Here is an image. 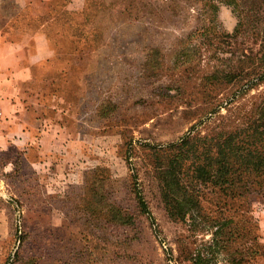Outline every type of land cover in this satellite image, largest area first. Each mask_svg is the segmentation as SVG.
Returning <instances> with one entry per match:
<instances>
[{
	"label": "rangeland",
	"instance_id": "obj_1",
	"mask_svg": "<svg viewBox=\"0 0 264 264\" xmlns=\"http://www.w3.org/2000/svg\"><path fill=\"white\" fill-rule=\"evenodd\" d=\"M57 1L15 21L39 28L33 88L59 98L45 123L60 128L39 133L34 171L0 160V264H244L246 217L249 264H264V187L230 199L195 174L223 138L264 129V0ZM177 155L174 216L162 184Z\"/></svg>",
	"mask_w": 264,
	"mask_h": 264
},
{
	"label": "crops",
	"instance_id": "obj_2",
	"mask_svg": "<svg viewBox=\"0 0 264 264\" xmlns=\"http://www.w3.org/2000/svg\"><path fill=\"white\" fill-rule=\"evenodd\" d=\"M57 0H0V160L10 165L9 159H3L13 153L19 157V170L23 165L34 171L43 163L39 154H44L46 142L39 133L51 128H60L55 124H46L49 118L58 115L57 96L44 97L33 88L41 83L34 69L45 64L44 56L35 44L27 49L29 40L39 36V28L34 32L24 27L32 21L36 24L49 19V7ZM15 21H24L20 26ZM19 36L14 42L9 36ZM40 96V97H38ZM49 128V129H48ZM48 144V143H47ZM34 151L37 158L30 155Z\"/></svg>",
	"mask_w": 264,
	"mask_h": 264
},
{
	"label": "trees",
	"instance_id": "obj_3",
	"mask_svg": "<svg viewBox=\"0 0 264 264\" xmlns=\"http://www.w3.org/2000/svg\"><path fill=\"white\" fill-rule=\"evenodd\" d=\"M252 10V9H251ZM241 26L240 22L238 23V28ZM238 29L235 30V34ZM228 75H223L222 78H227ZM230 80V79H229ZM262 125H258L255 122H252L248 127V130L251 129L250 133L243 138H239L238 134L227 136L223 138V145L215 144L216 156L214 159L205 163V165H196L195 174L197 176H203L204 180H208V176H212L214 179V184L223 186L224 188L229 189V198H243L245 201H249L254 194H257L264 187V148L261 147L257 142L261 141L259 139L261 135H264V129L261 128ZM261 128V129H260ZM260 129V131H258ZM247 130V129H246ZM238 138V139H237ZM185 143L183 142L184 145ZM225 149V150H224ZM180 158L178 155L175 156L167 168H164L163 174L166 176L163 179L162 184V198L164 200L167 210L172 203H178L177 198L180 196L179 180H178V170L175 171V163ZM210 166H216V171L210 175L208 169ZM206 168V169H205ZM198 179V178H197ZM239 190H242L239 192ZM186 204L195 206L194 199H188ZM142 203L139 201V208H141ZM143 210V209H141ZM174 208L169 209L171 214L176 216L177 211ZM180 211V209H179ZM169 212V213H170ZM181 213V211H180ZM247 220V217H246ZM244 221L245 226L247 227V233L244 231L246 249L244 252V264H249L253 260L254 253H256L257 243L256 237L251 232V223L249 218L247 221ZM213 227V226H212ZM220 227V226H219ZM212 233V236L217 232V227ZM245 230V229H242ZM253 231V229H252ZM213 246L216 247L215 239H211ZM197 264H202V260L199 256L196 258Z\"/></svg>",
	"mask_w": 264,
	"mask_h": 264
},
{
	"label": "clouds",
	"instance_id": "obj_4",
	"mask_svg": "<svg viewBox=\"0 0 264 264\" xmlns=\"http://www.w3.org/2000/svg\"><path fill=\"white\" fill-rule=\"evenodd\" d=\"M222 11H228V9L227 8H222Z\"/></svg>",
	"mask_w": 264,
	"mask_h": 264
},
{
	"label": "built area",
	"instance_id": "obj_5",
	"mask_svg": "<svg viewBox=\"0 0 264 264\" xmlns=\"http://www.w3.org/2000/svg\"><path fill=\"white\" fill-rule=\"evenodd\" d=\"M0 115H1V109H0Z\"/></svg>",
	"mask_w": 264,
	"mask_h": 264
}]
</instances>
